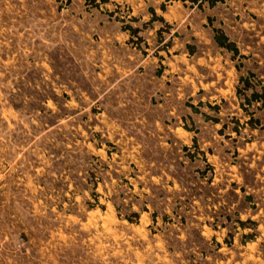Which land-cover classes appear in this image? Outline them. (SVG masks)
I'll return each mask as SVG.
<instances>
[{
  "label": "rangeland",
  "instance_id": "rangeland-1",
  "mask_svg": "<svg viewBox=\"0 0 264 264\" xmlns=\"http://www.w3.org/2000/svg\"><path fill=\"white\" fill-rule=\"evenodd\" d=\"M163 3L0 0V264H264V0Z\"/></svg>",
  "mask_w": 264,
  "mask_h": 264
},
{
  "label": "trees",
  "instance_id": "trees-1",
  "mask_svg": "<svg viewBox=\"0 0 264 264\" xmlns=\"http://www.w3.org/2000/svg\"><path fill=\"white\" fill-rule=\"evenodd\" d=\"M110 0H84V2L87 5L93 6V7H99L100 4L107 3ZM219 1L222 0H164V3L162 4V10H166V3L171 2H181L185 6L190 4V7L192 8H203L205 3H209L211 7H214ZM152 13L156 15L155 10H152ZM218 33V32H217ZM216 42L219 44V46L230 49L231 46L228 44V38L226 36H223L221 38L220 36L215 37Z\"/></svg>",
  "mask_w": 264,
  "mask_h": 264
}]
</instances>
